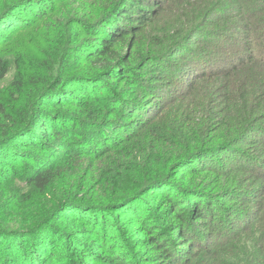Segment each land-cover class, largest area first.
I'll return each instance as SVG.
<instances>
[{"label": "rangeland", "instance_id": "obj_1", "mask_svg": "<svg viewBox=\"0 0 264 264\" xmlns=\"http://www.w3.org/2000/svg\"><path fill=\"white\" fill-rule=\"evenodd\" d=\"M10 1L13 0H0V14ZM109 1L46 0L45 6L24 4L22 10L8 9L0 17L5 25L0 28V58L7 62L8 67L6 75L0 79V134L19 127L22 116L39 101L38 97L43 90L46 91L45 84L49 81L57 79L62 73L70 78L84 73L80 60L93 41L100 37V34H94L93 29L105 15V9L112 0ZM207 2L209 5L205 7ZM219 2L221 0H188L183 9L171 3L152 24L144 28L137 38V45L144 53L152 50L158 56L166 48L178 49L181 46L184 48L182 52L187 55L188 47L182 44L189 39V46L197 47L199 52L206 51L207 55L226 57V51H232L234 55L242 52L241 57L245 58L249 51L248 40L264 28L255 25L258 21L252 17L257 7L262 5L264 8V0H245L244 4L236 3L235 6L228 4L229 0ZM202 6L206 11L197 14ZM216 9L220 10V14L211 16ZM209 12L211 14L207 19ZM221 14L225 15L223 19L218 17ZM256 15L260 18L264 12ZM254 25L256 28L252 27ZM97 30L101 31V26ZM216 31L220 32L219 37L214 35ZM197 37L209 39L195 41ZM259 41L264 43V36ZM78 63L81 65L77 66ZM140 68L134 70V75L147 83L139 94L147 98L152 95L154 102L161 101L157 107L159 110L164 101L173 99V93L169 94V91L174 87H169V80L162 79L157 71ZM151 73L157 75L152 76ZM152 82H156L155 86ZM112 85H108L109 88ZM205 88V85H200L194 95L200 97L206 93ZM47 91L50 92V89ZM177 95L180 96V93ZM190 97L171 100L164 111L144 123V127L128 140L113 137L103 149L90 146L70 155L61 165V170L56 171L53 183L44 191L24 182L22 174L26 172L22 166L4 167L0 172V234H3L0 246H10L12 250H18V254L26 249L34 252L38 246H47V256L42 255L41 260L31 258L33 261L30 264H102L110 256L116 257L117 264H167L156 251L147 248L149 244H145L147 237L142 230L148 227L158 241L168 243L172 253L183 252L180 245L186 239H177L178 233L174 229L176 220L168 212L164 197L158 194V190L163 188L157 187V190L148 192L140 183L146 180L149 170V174L153 175H163L171 168L176 170L177 164L172 166L171 159L164 158L170 154V147L179 148L178 153L183 150L172 159L173 162L205 144L206 141L195 140L198 135H192L191 140L185 139L176 146L162 142L164 149L157 150L160 143H156V136H162L165 124L178 112V101L194 100ZM0 148V155H3L7 148ZM86 149L91 150L90 153H86ZM253 152L257 156L258 152ZM190 158L184 159L186 162L177 173L172 170L176 175L172 180L175 189L171 194L173 199L177 198L176 202H182V210L187 213L185 216H188L190 224L185 232L200 245L194 251L196 255L190 261L188 258L187 262L219 264L215 261L223 248L219 243L224 237L220 232L223 226L213 223L204 228L194 219L193 207L196 204H191L186 197L196 196L195 202L199 206L205 205L203 197L214 198L216 204H211L210 208H219L213 214L216 223L225 220L226 216L230 218L228 213L234 218L241 216L238 218L241 221L253 209L249 210L244 203L254 198L259 182L226 169L216 171L201 159ZM7 170L11 175L7 176ZM224 170L227 172L224 173ZM236 175L238 180L231 182L230 178ZM239 188L243 192H237ZM235 193L246 199L245 202L234 197ZM113 204L117 206L115 210ZM246 245L251 251L252 244L247 242ZM0 250V264H15L3 247ZM83 253L88 256L82 259L80 256ZM239 258L246 259L244 255ZM238 263L241 264V261Z\"/></svg>", "mask_w": 264, "mask_h": 264}, {"label": "trees", "instance_id": "obj_2", "mask_svg": "<svg viewBox=\"0 0 264 264\" xmlns=\"http://www.w3.org/2000/svg\"><path fill=\"white\" fill-rule=\"evenodd\" d=\"M45 1H10L0 17H3L8 9L19 11L24 4L30 3L38 4L34 7H41L47 4ZM187 2L188 0H112L105 9V15L93 29L94 34H100V37L93 41L80 60L84 65V73L75 76L76 78L66 77V73H62L57 79L49 81L45 84L46 91L43 90L38 97L39 101L22 116L19 127L9 133L0 134V147L7 148L2 152L3 155H0V172L4 167L9 168L14 164L22 166L26 172L22 174L24 182L44 191L53 183L56 171L61 170V165L70 155L90 146L103 149L110 144L113 137L128 140L137 130L144 127V123L164 111L166 104L169 105L171 100L192 96L190 98L194 100L178 101V112L165 124L162 136H156V143H160L157 150L163 148L162 142L176 146L185 139L191 140L192 135H198L195 140L206 141L205 144L193 150V153L183 154L173 162L172 159L183 150L178 153L179 148L170 147V154L164 158L171 159L172 166L176 163V170L171 168L170 172L163 175L149 174V170L146 180L140 183L148 192L157 190V187L163 188L158 190V194L164 197L168 212L176 220L174 229L178 233L177 239H186L180 245L183 246V252L172 253L167 247L168 243L158 241L148 227H143L142 230L147 237L144 242L149 244L148 249L156 251L167 264L185 263L188 258L190 261L196 255L194 251L200 245L185 232L190 224L188 216H185L187 213L182 210V202H176L177 198L173 199L171 196L175 189L172 182L174 175L186 162L184 159L194 157L193 159H201L202 162L213 166L216 171L226 169L259 182L254 198L244 203L249 210L253 209L241 221L238 219L241 216L234 218L228 213L230 218L226 216L225 220L216 223L213 214L219 208H210L211 204H216L214 198L203 197L205 205L200 206L195 202L196 196L186 198L190 199L191 204H196L194 207L192 205L194 219L199 224L202 223L204 228H209L213 223L223 226L220 232L224 237L219 242L223 248L215 262L239 264L240 260L241 264H264V43L259 41L264 36V28H261V32L256 31V34H253L255 37L248 40L249 51L245 58L241 57L242 52H236L234 55L232 51H226V57L207 55L206 51L199 52L197 47L195 49V46H189V39L182 44L188 47L187 55L182 52L184 48L181 46L178 49L166 48L160 56L152 50L144 53L137 45V38L144 28L152 24L171 3L183 9ZM222 2L223 0L219 3ZM229 3L235 6L236 3L244 4L245 0H229ZM208 5L209 2L204 6ZM205 11L206 8L202 6L197 14ZM255 12H264L262 5L257 7ZM256 13L252 14L258 21L255 25L264 26V16L259 18ZM218 14L220 10L216 9L211 16ZM222 16L225 15L218 17L223 19ZM3 25V20H0V28H4ZM255 25L252 27L256 28ZM99 26L101 31L97 30ZM219 33L216 31L214 35L219 37ZM203 38L197 37L195 41ZM208 39L205 37V40ZM205 40L203 39V42ZM139 66L147 67L149 71H157L162 79L165 77L169 80V87H174L169 91V94H174L173 99L164 101L159 110L157 107L161 101L154 102L152 95L147 98L139 94V90L147 83L138 80L134 75V70ZM7 71V62L0 58V79ZM157 73L151 74L156 76ZM155 83L151 84L155 86ZM108 85L112 86L109 88ZM200 85H205L207 91L200 97L195 96L194 93ZM135 92L140 97L135 95ZM178 92L180 96L177 95ZM253 147L256 148L253 151L258 152L257 156L252 151ZM86 150V153L91 151ZM217 163L220 165L217 166ZM226 170L223 172H227ZM7 172V176L11 175L8 170ZM238 175L230 178L231 182L237 181ZM239 191L243 192V189H237V192ZM234 197H238L237 193ZM238 198L242 202L246 200H243V197ZM115 205L113 204V207ZM70 216L71 213L68 214V217ZM247 242L252 244L251 251L246 247ZM1 246L15 264H30L33 261L31 258L41 260L47 256L45 245L38 246L34 252L26 249L19 254L18 250H12L10 246ZM243 255L246 259L239 258ZM87 256L83 253L80 257L83 259ZM102 264H117L116 257H107Z\"/></svg>", "mask_w": 264, "mask_h": 264}]
</instances>
